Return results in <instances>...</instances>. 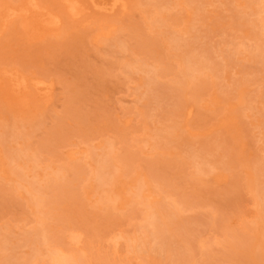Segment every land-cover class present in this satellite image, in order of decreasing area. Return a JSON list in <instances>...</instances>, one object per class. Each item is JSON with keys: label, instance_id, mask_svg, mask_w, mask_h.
Masks as SVG:
<instances>
[{"label": "rangeland", "instance_id": "rangeland-1", "mask_svg": "<svg viewBox=\"0 0 264 264\" xmlns=\"http://www.w3.org/2000/svg\"><path fill=\"white\" fill-rule=\"evenodd\" d=\"M80 1L86 10L77 17L66 13L61 0H37L40 9L28 7L6 22L0 18V70H18L27 79L26 89L12 93L9 78L0 74V256L46 264L45 246L37 253L33 234L46 224L44 236L59 235L60 248L83 254L82 264H185L160 248L149 233L146 209L131 199L139 175V183L145 180L166 206L187 199L179 209L191 221L193 264H237L229 242L251 238L259 204L264 208V58L256 36L264 0L158 1L171 14L161 28L180 39V47L156 36L155 9L148 4L154 0H133L124 14ZM23 3L0 0V11ZM47 11L60 17L57 28L44 25ZM108 22L116 26L113 34L95 41L100 24ZM142 36L155 39L157 56L137 45ZM171 52L214 62L204 75L211 82L198 98L189 90L181 96L171 91L181 64ZM134 60L141 66L127 71ZM148 73H156L154 85L143 82ZM34 79L44 82L43 89L34 90ZM104 142L117 156L131 153L134 159L113 188L100 192L87 187L89 175L83 173L92 155L106 153ZM167 162L180 171L174 175L176 169L168 168V186L160 185L148 169L153 164L162 174ZM75 164L84 171L74 180L76 198L58 200L62 219L54 220L52 210L35 213L25 183L35 180L48 192L40 173ZM256 165L262 169L253 170ZM122 170L120 165L115 173ZM208 193L220 200L195 202ZM103 196L110 197V206ZM221 224L240 239L225 237Z\"/></svg>", "mask_w": 264, "mask_h": 264}, {"label": "bare ground", "instance_id": "bare-ground-1", "mask_svg": "<svg viewBox=\"0 0 264 264\" xmlns=\"http://www.w3.org/2000/svg\"><path fill=\"white\" fill-rule=\"evenodd\" d=\"M62 4L66 9V13L71 17H77L85 14L86 8L83 6L80 0H61ZM91 2V6L93 8H97L98 10L104 11H113L114 9H119L121 13H127L130 7H134L135 3L133 0H110V1H100V0H88ZM141 1V0H140ZM158 1H165L166 3H170L174 0H154V2H148L151 7H154L155 12L152 14V25L154 28V32L156 36H161L163 42L167 46L172 47H180L183 46V43L177 37L165 35L164 30L161 28L162 24H164L165 20L171 17V14L167 10H161L158 7ZM180 1V0H179ZM136 3H139L136 1ZM28 7L36 9H40L41 6L38 4L37 0H24V3L20 8L15 7H5L0 11V18L3 22L10 20L13 16H15L20 11H25ZM150 7L147 6L145 11H148ZM44 25L48 28H57L60 25V17L57 14H54L50 11H47L44 15ZM237 23L244 24V20H240ZM261 34H256L258 38L261 39L260 46V55L264 58V20L261 22ZM115 24L112 22H108L106 24H100V29L96 32L94 36V40L97 41L101 37L110 36L115 31ZM137 45L142 49H146L147 51L153 53L155 56L160 52L159 46L155 43V39H152L148 36H142L137 39ZM206 51V50H205ZM176 60L180 61V67L175 72V81L173 83V87H171V91L176 92L179 96L185 95L187 90L191 93V96L195 99L198 98L202 94V90L211 82L207 80L204 75L213 70L214 63L211 59L206 58H198L194 54H188L183 57L181 54L176 52H171L170 54ZM137 65L141 66L137 60L130 61L126 64L127 71L133 69ZM162 65V64H160ZM158 73V72H157ZM0 74L6 75L10 81V91L12 93L18 92L19 90L27 88V79L21 74L18 70H10V69H2L0 70ZM155 75L156 73L150 74L143 78V82L148 85H154L155 83ZM42 80L34 79V90L43 89L41 87L43 85ZM45 87V86H44ZM162 98H166L167 94H163ZM36 104V102L34 103ZM181 106V105H180ZM178 106V107H180ZM187 106V105H186ZM176 107V108H178ZM191 106L186 107V114L189 115ZM175 126H173L174 128ZM175 135H180V131L178 128H175ZM10 133V131H5ZM167 137V136H164ZM100 146H96L99 148ZM103 147L106 148V153L101 155L100 153H96L92 155L91 161L93 164L88 162V166L90 167L89 172H84V167L81 164H75L73 166H61L55 168L53 171H48V165H46V172L40 173V176L50 183L46 184L49 187L48 192H44L42 189V185L39 182L28 181L25 185L30 192V201L34 206L35 213H43L49 212L52 210L53 219L61 220L62 216L59 210V199L62 197L66 198H76L75 187L76 183L74 182L75 178L81 173L89 175V188H95L100 192H103L107 187L110 189L114 187L118 177L120 175H124V172H128L133 162L134 155L131 153L124 154L123 156H117L115 152L111 149V143H103ZM155 149V148H154ZM76 151H71L69 153V158H73ZM85 157V156H84ZM35 159V157H34ZM164 165L161 167L163 173L159 174L154 165H151V168L148 169L150 174L156 179H158L160 185L168 186V176L165 174L168 172V168L176 169L173 172L174 175L180 171V168H176L172 166L170 162L163 163ZM123 168L122 172L115 173L116 167L120 166ZM203 166V165H202ZM204 167V166H203ZM72 168V169H71ZM262 169L261 166L256 165L253 170ZM72 170V176L69 178L65 176V172ZM198 171H205L204 168L198 165ZM6 173V170H5ZM9 173V172H8ZM12 174L19 176V174L15 171H12ZM139 175H135L133 181V185L131 188V199L134 202H137L146 209V213L144 218L151 224L152 229L149 231L151 235H153L154 239L160 245V248H166L167 252H170L174 258L180 262L185 264H193L192 255L189 250H193L194 247V239L192 237V228L190 226L189 220L184 218L179 209V205L186 203L187 199L182 198L177 201L172 206H166L162 203L161 200L154 199L153 194L149 191L147 187V183L144 182L139 183ZM46 177V178H45ZM177 189L178 186H172L171 191ZM170 191V190H169ZM208 200L219 201V197L215 193H208L200 199H196L195 202H205ZM101 201L106 206H110V197L103 196ZM113 201V200H112ZM77 202V201H76ZM264 203V200H263ZM57 211V212H55ZM259 217L255 221L254 233L250 237H244L241 240L240 245H233L230 243L231 249L233 250V259L237 262V264H264V208L263 205L259 204ZM212 221V220H211ZM254 222V221H253ZM44 225V223H43ZM46 225V224H45ZM41 228L34 229V250L38 252L41 251L42 245L45 246V263L46 264H82L83 263V254H66L61 248V238L57 234L48 233L46 236V226ZM249 227V226H247ZM220 229L225 237H229L231 240L240 239L237 233H233L231 228L226 224H221ZM33 234L29 235L27 240L30 243H33ZM44 239L42 241L38 240V236H42ZM235 244V241H234ZM181 249H187V251H182ZM170 256V255H169ZM168 256V257H169ZM242 256H246L245 259ZM170 258V257H169ZM0 264H30L28 261L15 263L11 261L10 254L0 256Z\"/></svg>", "mask_w": 264, "mask_h": 264}]
</instances>
